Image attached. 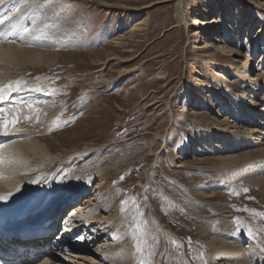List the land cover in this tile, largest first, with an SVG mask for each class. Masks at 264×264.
<instances>
[{
	"label": "rangeland",
	"instance_id": "obj_1",
	"mask_svg": "<svg viewBox=\"0 0 264 264\" xmlns=\"http://www.w3.org/2000/svg\"><path fill=\"white\" fill-rule=\"evenodd\" d=\"M5 1L1 27L13 13L43 14L46 50L57 59L0 66V125L11 117L7 128L20 132L23 118L42 145L16 157L20 200L0 193L4 225L46 221L60 208L51 243L81 207L69 223L79 228L71 252L86 246L98 264H238L218 256L221 243L264 249V190L251 180L264 172L218 159L264 146L260 117L246 124L241 109L254 93L242 76L264 77V0ZM22 18L25 31L36 23ZM206 41L214 46L203 50ZM252 101L264 113V101ZM7 135L0 146L26 138ZM218 209L226 211L203 216Z\"/></svg>",
	"mask_w": 264,
	"mask_h": 264
},
{
	"label": "bare ground",
	"instance_id": "obj_2",
	"mask_svg": "<svg viewBox=\"0 0 264 264\" xmlns=\"http://www.w3.org/2000/svg\"><path fill=\"white\" fill-rule=\"evenodd\" d=\"M30 1L32 2L33 0H30ZM18 3H21V5H22L23 2L18 1V0H8L7 4L10 7H13V6L17 5ZM17 8H18V6H17ZM9 9L6 6V10L10 11ZM4 11H5V7L4 8L2 7V9H0V15H2ZM33 12L34 11H29V12H25V13L22 12V15L20 16L21 18L23 16L24 19H26V20H28V19L31 20V18H33V20L36 22V23L32 24V26H31L32 28H27L28 31L30 32V35H29L28 31L23 30L25 28V26H26L25 20L22 18V20H24V22L18 21L21 18L19 19L18 16L15 15L16 13L15 14L13 13V15L11 14V16H9V18L11 19L10 21L12 22V24H11V22H10V25L6 26V24H5L6 28L3 27L4 24L1 27V23H0V61L3 62V63H0V66L6 67V68H8V70L9 69L12 70L13 66H16V67L19 66L20 68L22 66H24V65H31V66H33V65L34 66L35 65H39V66L40 65H45L46 66L47 65V66H49L50 64H52V63H54L56 61V59H57L56 56L57 55H55V52H52V50L51 51L46 50V49H52V47L50 45L51 43L49 42V40L47 42V38L44 37V33L43 32H44V28H45V25H46L45 22L42 21L43 18H44V15L42 14V16H40V15L36 16V14H31V15L28 14V13H33ZM182 17H181L180 20L183 19ZM33 20H31V21H33ZM13 23H14V25H13ZM11 25H13L12 28H11ZM8 26H10V29H9ZM7 27H8V29H7ZM40 33L42 35L41 39H39ZM53 42H54V40H53ZM213 46L214 45L211 44L210 41H206V42H204V44H203V46L201 48L203 50H207V49H210ZM231 54L235 56V54H237V53L232 50ZM120 60H119V62H120ZM234 61H236V60H234ZM241 62L242 61H240V63ZM242 64H244V66H245V63H242ZM9 65H11V67H9ZM239 65H237L235 63V65H234L235 69L238 68L236 70H239L240 68H242L241 65L240 66ZM241 71H242V69H241ZM5 73L7 74V72H5ZM1 77H3V76L1 75ZM242 77H243V81H246V82L249 83L247 87H249L250 91L254 92V93L250 92L251 94L249 93V96H248L250 98V100H249V102L251 103L250 105L247 104V102H244V103L241 102L242 103L241 109L242 108H243V110L246 109L245 112L243 111L244 112V116H245V114L247 116L246 118L244 117V119L247 121L246 124L254 122L252 120H250V121L248 120L249 119L248 115L254 114V116L258 115L260 117L261 121H260L259 124H263L264 125V113L262 112L261 109H259V110L255 109V105L253 104V103H255V101H252V99H255L257 101H261V100L264 101V94L261 95L263 97H258V98H257V96L255 97V95L258 93V90L261 89V91H262L264 89V77L261 74V72H257L255 74V76H252V77H247V75H244ZM238 90H239L238 86L232 88V92L233 93L235 92L236 96L239 95L238 94ZM24 97L25 96L23 95V98ZM18 101H22V98H20ZM49 102L53 103V100H50ZM61 102H62L61 100L57 99L56 105H57V107L59 106L58 108L61 107V104H62ZM15 107H17V105ZM57 107H56V109H57ZM14 109H16V108H14ZM18 109H20V107ZM4 110H5V108H4ZM8 112H9V110H8ZM20 116L16 117L15 119L19 120L21 118ZM7 118H8V116H7ZM9 119L11 120V117H9ZM21 119H22L21 121L24 122L23 118H21ZM236 119L240 123L242 122V120H241L242 118H240L239 116L236 117ZM10 120L7 119V121H6V119H5L3 124H2V122H3V120H2V122H1L2 125H0V139L4 138L6 136H9L7 134H13V133L18 134V136H20V137H21V135H22V137L26 135V138H19V139L17 138V140L10 141V142L7 141L6 143H3L2 146H0V193L5 192L6 196L9 197V201H19L20 197L17 196L15 193H16V190L19 187V183H20V182H18L20 180V178H19V176H17V171L20 170L21 168L18 167V164H17L18 161L17 160H19V159L18 158L16 159V157H18L21 154L22 151L25 152V153H28V152H31V151L34 152L37 149H41L42 145H40L39 140H36V139L33 140L34 138L32 139V138L29 137V133H31V131L29 130L30 129L29 126H28L29 124L27 122L28 121L32 122V120H34L33 116H32V120L31 119L25 120L26 123L28 124V125H26V126H28V128L27 127H23L24 124L22 122L20 123V126H21V128H20L21 131L20 132L19 131L18 132L14 131L16 129L10 130V129L7 128L8 125H9ZM224 121H226L224 123L227 124V120L225 119ZM33 127L34 126H32L31 128H33ZM240 128H241V130L236 131V133L248 135V137H250V138H251V136H253V137H256L257 140H259L261 138V137H259V134H257L259 131L256 130L255 128H253V129H246V128H243V127H240ZM25 129H28V130L25 131ZM262 134H263V132H262ZM11 136H13V135H10V137ZM153 137L154 138H159V135L155 134ZM161 141H163V139H161ZM19 147H23V148H19ZM259 153L260 154H258V155L251 154L250 156H247L249 158H241V156H244V154H243V155H240V157H239V155H227L226 157H222V158L219 157L218 159L220 161H222V164H225V165H237V164H239V166H241V165L244 166V164H247V165L251 164L252 165L251 167L255 171V173H258L257 171H260V170L262 172H264V146H262V149L259 151ZM20 161H19V163H20ZM243 161H246V162H243ZM259 173H261V172H259ZM251 180L254 181L255 183H257L264 190V176H262V177L261 176L254 177ZM209 196H211L210 193L208 194L207 192L206 193L204 192V194H203L204 198L205 197H209ZM0 197H1V195H0ZM77 197H78L77 195H74L73 198L72 197L69 198V200H68L69 202L66 201L65 203H62V204L59 203L60 205H58V206H62L65 209L67 207V204L70 203V201L76 199ZM1 203H3V202H1ZM73 208H72L71 215H69V216H71L70 217L71 219H68V223L66 224V226L68 227V230H65L64 233H62L61 235L54 237L56 239H54L51 243H50V239L51 238L49 239V237H50V235H49V236L41 238V239H35L32 242L29 241V240L27 241V239H23L21 241L15 240L14 238L6 239L4 241H0V246L1 247H7V246H9L12 243L32 244V246L36 247V248H40V247L44 248L45 246H49V250L48 251H43L42 252L41 250H37L34 253L33 258H38V257H40V258L35 260V261L28 262L29 264H85V262H86V264H98L96 261L94 262L93 259H92L93 257H95V256H93L94 255L93 251L89 250L88 247H86V246L75 247L76 249L79 248L80 252H77V251L71 252V249L73 248V246H72L73 242L70 241V239L72 238V236H73L72 234L74 233L76 227L72 228L71 227L72 224H69V223L72 222L73 217L78 213V212L76 213V210L77 209L80 210L81 207L80 208H76L75 210H73ZM220 210H219L218 213L211 212L209 214H203V216L204 217H211V216H215L217 214H219V215L223 214L226 211V210H223V209L221 211ZM60 211H61L60 208L57 209L56 207L53 208L52 210H50L48 212V215H49V218H51V219H49L48 221L44 222V220L47 218V216H46L42 221H38V223H40V225H38V226L47 227V226L50 225L51 228L55 227L54 222H55L56 214L59 213ZM190 212H192V211H190ZM228 215H224V216L227 217ZM84 219H86L85 216H84ZM49 222H51V223H49ZM31 223L34 224L36 222H31ZM78 223H79V221H78ZM18 225H20V224H18ZM18 225L12 226L11 229L14 231L16 229V226H18ZM35 226H37V225H32L31 227H35ZM9 227L10 226L3 224L2 218L0 217V235H1L2 232L7 230ZM78 229H76V230H78ZM93 238H94V236H93ZM213 240L211 239V241H210L211 244H213L212 243ZM216 240H215V242L214 241L213 242L214 243H218L219 241L218 240L216 241ZM80 242H78V243H80ZM88 243H90V242H88ZM223 244H225V243H221L219 245V249L221 247V251H219L220 255H218V256H221L224 259L237 260L238 264H264V257H263V254H262V252H264V249L263 250L262 249L258 250L257 248H255L251 244V248L250 249L237 247V251H234V250H232V249L236 248L234 245L226 244L225 246H223ZM248 250H249V253H248ZM117 251H119V250H117ZM225 251L227 253H224ZM68 252H71L72 255L67 254ZM62 253H64V254H62ZM84 253L90 254L91 256H89V258L88 257L86 258V255H84ZM108 254H109V258L107 259V261L110 258H112L113 255H115V253L112 252V251L108 252ZM118 254L120 255V253H118ZM247 256H250L251 260L248 259ZM23 258L26 261V259L29 260V258H31V257H29V255H24ZM115 258H117V257H115ZM77 260H80V261L78 262Z\"/></svg>",
	"mask_w": 264,
	"mask_h": 264
},
{
	"label": "snow or ice",
	"instance_id": "obj_3",
	"mask_svg": "<svg viewBox=\"0 0 264 264\" xmlns=\"http://www.w3.org/2000/svg\"><path fill=\"white\" fill-rule=\"evenodd\" d=\"M0 99H2V97H0ZM0 199H2V197H0Z\"/></svg>",
	"mask_w": 264,
	"mask_h": 264
}]
</instances>
